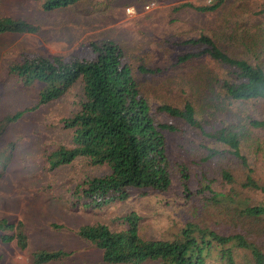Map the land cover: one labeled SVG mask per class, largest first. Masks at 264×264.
Here are the masks:
<instances>
[{
	"label": "trees",
	"instance_id": "obj_1",
	"mask_svg": "<svg viewBox=\"0 0 264 264\" xmlns=\"http://www.w3.org/2000/svg\"><path fill=\"white\" fill-rule=\"evenodd\" d=\"M77 1L43 0V8L58 9ZM223 1L196 7L184 5L213 11ZM260 12H264V2ZM37 29V25L22 18L0 17V34L34 33ZM176 45L183 50L175 55L174 66L206 56L221 70L220 77L210 75L196 84L206 88L205 95L200 96L204 103L201 113L192 99L185 100L182 106L152 104L142 92L122 46L113 40L90 42L84 55L48 57L24 53L9 64L8 70L25 85L42 84L38 104L64 96L78 83L82 86L77 110L61 119L63 126L72 131L71 144L62 143L49 151L47 163L53 170L85 158L91 165H106L109 172L87 177L75 187L73 209H99L128 201L132 196L154 199L163 205L193 202L194 211L212 207L232 226L229 231H220L199 220H189L170 238H143L139 233L141 216L135 211L122 217L126 226L122 229L103 222L79 226L77 235L100 249L105 263L239 264L237 258L247 252L246 264H264V201L252 202L239 197L232 186L220 187L216 179L206 175L203 166L196 173L194 185L191 168L175 161L169 149L173 134L191 136V130L202 140L224 146L219 150L201 144L205 149L201 159L204 166L217 156L228 157L244 171L241 188L264 193V185L252 176L248 150L259 144L258 137L250 133L264 137V61L257 55L264 51V44L258 51L255 49L252 59L244 51L223 48L205 33L179 40ZM136 71L154 74L161 68L139 65ZM249 101L259 103L257 115L240 108ZM36 106L0 117V136ZM12 148L11 143L5 147L9 153H0V168L7 164ZM222 177L227 184L233 182L229 171L223 170ZM0 239L15 240L20 249H25L28 236L24 223L1 218ZM67 255L62 249H38L32 258L35 264H46Z\"/></svg>",
	"mask_w": 264,
	"mask_h": 264
},
{
	"label": "rangeland",
	"instance_id": "obj_2",
	"mask_svg": "<svg viewBox=\"0 0 264 264\" xmlns=\"http://www.w3.org/2000/svg\"><path fill=\"white\" fill-rule=\"evenodd\" d=\"M213 1L78 0L66 7L46 10L43 0H0V17L22 18L38 28L34 33L0 34V117L37 105L0 136V153H9L5 147L11 143L13 146L10 159L0 168V219L21 220L28 236L25 249H20L15 240L3 242L0 239V264H35L32 254L38 249L67 252L62 260L46 264H107L102 259V251L79 237L76 230L94 222L106 223L113 229L125 228L122 217L130 211L141 216L139 233L143 238H170L189 220H199L220 231L232 229L212 207L194 211L193 202L163 205L154 199L132 196L128 201L99 209H73L75 187L87 177L109 172L106 165H91L85 158H77L53 170L47 163L49 151L62 143L71 144L72 131L63 126L61 119L77 110L82 86L78 83L64 96L38 104L42 84L25 85L8 70L9 64L24 53L48 57L84 55L90 42L113 40L122 46L142 92L152 104L165 102L182 106L185 100L192 99L201 113L204 103L200 96L205 95L206 88L196 84L203 83L210 75L220 77L221 70L206 56L174 66L175 55L183 50L176 42L205 33L223 48L244 51L250 59L255 49L258 51L264 44V12H260L264 0H224L213 11L184 5L191 3L196 7ZM257 55L264 61V51H258ZM139 65L158 67L161 71L137 72ZM240 108L253 115L260 109L259 103L250 101ZM189 132L191 136L173 134L169 149L175 161L191 168L194 185L196 173L201 172L203 166L206 175L216 179L220 187L232 186L241 198L264 201L260 190L241 188L244 171L230 158L217 156L204 166L201 159L205 149L201 144L219 150L224 146ZM250 134L259 139L258 145L248 148L251 151L249 162L254 169L252 176L264 185V137ZM223 170L231 173L233 182L230 184L223 179ZM248 256L244 252L237 261L246 264Z\"/></svg>",
	"mask_w": 264,
	"mask_h": 264
}]
</instances>
